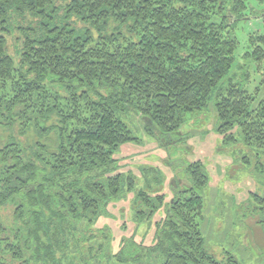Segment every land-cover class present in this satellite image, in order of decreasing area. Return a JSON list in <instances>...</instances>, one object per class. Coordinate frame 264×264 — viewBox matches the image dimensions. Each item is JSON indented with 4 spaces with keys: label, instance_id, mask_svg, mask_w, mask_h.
I'll use <instances>...</instances> for the list:
<instances>
[{
    "label": "trees",
    "instance_id": "obj_1",
    "mask_svg": "<svg viewBox=\"0 0 264 264\" xmlns=\"http://www.w3.org/2000/svg\"><path fill=\"white\" fill-rule=\"evenodd\" d=\"M248 1L0 0V264L110 256L108 229L96 225L136 182L115 158L139 142L129 111L171 137L216 94L218 131L237 128L264 155V98L238 85L218 91L239 45L229 20ZM253 44L248 56L262 64L264 38ZM187 175L171 201L139 194L137 222L147 208L165 216L150 242L123 239L120 263L221 264L202 232L209 176L202 162ZM252 196L264 229V196Z\"/></svg>",
    "mask_w": 264,
    "mask_h": 264
},
{
    "label": "rangeland",
    "instance_id": "obj_2",
    "mask_svg": "<svg viewBox=\"0 0 264 264\" xmlns=\"http://www.w3.org/2000/svg\"><path fill=\"white\" fill-rule=\"evenodd\" d=\"M220 20L219 16L213 19ZM229 24L239 45L235 65L218 91L238 85L261 100L264 62L260 64L248 54L255 49L253 41L264 38V4L249 0L242 15L230 17ZM261 46L264 48V44ZM216 100L215 94L205 111L187 116L180 134L171 137L149 132L144 119L134 111L127 113L124 120L139 142L121 146L115 158L117 169L133 176L136 182L119 203L102 209L96 226L108 229L112 249L110 256H102L92 264H122L119 252L124 238H132L135 244L137 240L150 242L165 212L151 215L150 208L144 209L147 216L137 222V197L144 192L152 197L164 195L171 201L179 193L175 180H181L180 190L183 184L190 185L187 169L197 162L203 163L209 176L205 190L200 193L205 202V218L201 223L206 248L221 264H228L230 256L238 264H264V229L258 224L263 211L257 210L251 201L252 193L264 196V155L248 147L237 128L227 134L218 131ZM229 134L235 136L236 142L226 141ZM124 253L129 258L135 253L131 242Z\"/></svg>",
    "mask_w": 264,
    "mask_h": 264
}]
</instances>
